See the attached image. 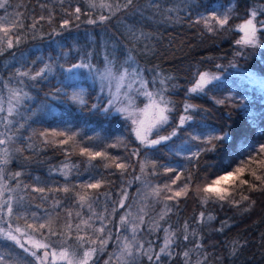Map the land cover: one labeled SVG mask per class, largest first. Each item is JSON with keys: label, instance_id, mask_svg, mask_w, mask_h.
<instances>
[{"label": "trees", "instance_id": "obj_1", "mask_svg": "<svg viewBox=\"0 0 264 264\" xmlns=\"http://www.w3.org/2000/svg\"><path fill=\"white\" fill-rule=\"evenodd\" d=\"M95 3L96 7L91 6V0H8L0 9V18L19 12L7 36L13 47H0V101L7 103L10 89L27 93L17 108L18 114L10 117L11 128L0 125V132L13 137L7 145H0L9 150V162L0 165L4 170L0 184L6 186L0 200L11 197L15 205L12 216L6 212L0 216V224L17 223L27 228L34 220L33 213L37 218L48 213L60 223L65 212L78 205V194L90 190V203L96 210L108 208L109 212L114 207L109 225L111 239L106 251L97 255L106 259L119 240L120 211L134 201L135 191L148 173L141 172L140 161L149 153L156 158L154 164L172 163L168 168L172 171L158 172V178L172 190L166 194L174 195L187 185L185 194L174 196L171 211L163 219L160 210L168 195L162 192L157 202L145 205L142 233H138L144 243L151 242L156 251L165 229L178 237L172 246L173 256L164 259V264H185V251L191 258L189 264H264V163H260L264 154L257 153L259 145L264 144V47L237 43V24L252 9L264 8V0H133L128 7H124L126 0H103L111 9L100 7L101 0ZM224 8H229L227 24L214 25L209 31L203 14ZM101 16L106 19L101 20ZM256 19L264 21V13ZM64 21H68L67 25ZM257 37L264 44V30L258 31ZM77 62L90 65L95 75L107 69L119 74L125 68L139 69L148 87L157 93L163 91L170 101L168 122L150 136H169L174 130L176 135L156 146L141 144L131 119L114 111L107 104L109 94L90 80H83L84 103L72 101L68 95L74 81L65 79L63 66ZM45 64L51 65L52 71L36 80L16 74L20 69L34 75ZM201 72L219 76V80L206 85L203 91L192 92ZM189 104L194 107L186 112ZM181 116L192 119L181 125ZM66 130H80L72 132L76 138L73 145L50 136L53 131ZM200 132L202 136H194ZM96 133L103 134L108 146L122 135L118 149L109 146L107 158L94 159L98 170L87 163L88 156L80 151L91 146L90 135ZM223 133H228L230 140L213 141L215 149L206 150L211 148L205 142L207 137ZM184 139L197 144L198 156L192 154L185 159L174 151ZM183 159L185 165L178 169L176 163ZM117 163L126 168H117ZM240 166L245 167L242 175L216 186L226 189L225 200L202 191L206 184ZM253 171L262 179L251 175ZM16 172L21 175L14 177ZM91 175H96L99 188L86 187ZM39 178L59 180L71 187L68 192L60 186L40 192L32 188ZM241 180L248 183L241 184ZM205 196L210 197L207 203L203 202ZM154 221L158 228H153ZM74 233L58 239L64 241ZM185 234L187 240L183 239ZM9 243L17 246L13 241ZM84 243L79 240L77 246L84 249ZM198 244L201 247L197 248ZM145 258L140 264H150ZM106 264L118 263L107 260Z\"/></svg>", "mask_w": 264, "mask_h": 264}, {"label": "snow or ice", "instance_id": "obj_2", "mask_svg": "<svg viewBox=\"0 0 264 264\" xmlns=\"http://www.w3.org/2000/svg\"><path fill=\"white\" fill-rule=\"evenodd\" d=\"M133 0H126V3L124 7H128L131 5ZM8 4V0H0V9H4L6 5ZM91 6L96 7L95 0H91ZM100 7H108L111 9V5L103 3V0H101V4L99 5ZM77 13L80 12V9L77 8L75 10ZM264 13V8H254L250 11L249 18L244 22V24L240 25V30L244 33V36L242 40L237 41V43L246 45V46H251V47H264V44H261L260 41L258 40L257 33L258 31L264 30V21H258L256 18L259 14ZM78 18V17H77ZM228 13H224L222 16H218L215 13L210 18H202L204 19V22L207 24L208 20L211 19L214 21L216 24L220 26H224L228 22ZM101 20L106 19V17L101 16ZM95 21L90 20L89 23H94ZM68 21H64V25H67ZM3 20L0 19V32L4 33V36H8V33L10 31V27H5L2 26ZM209 31H212V28H209ZM2 39V38H0ZM19 42V38H17V43ZM7 47L11 48L13 47V41L11 38L7 40ZM239 55V53H238ZM132 57L129 56V60H131ZM90 67L88 64L80 63V64H74L71 67H69L66 71L71 73L73 69H78V68H86ZM52 67L49 64H45L43 68H41L39 71H37L34 75L31 74L30 70H20L17 69L16 74L17 76H23V77H29L32 80H36L37 78L43 77L46 72H51ZM107 76L115 79L117 81V91L119 92L120 87L123 85L125 79L129 76L135 79L140 80V85L141 89L143 90V95H145L148 98V104L145 105V108L141 110L140 115L143 118H140L139 116L136 119L132 120V123L134 125H137V127L134 128L136 138L141 142V144L145 146H156L161 144L164 141H167L171 139V136L176 135L175 130L171 133L169 136H159L158 138H153L149 139V135L152 132L153 129H157L160 126L166 124L168 122V115L167 113L171 111V109L168 107L170 101H168L164 95L163 91L158 92V93H153L151 91L147 90V81H145L141 76H140V70L133 68L131 71H129L128 68H125L123 72L119 76H115L111 69L107 70ZM214 80H219V76H216L214 74H209V73H200L199 74V79L197 80L195 86L191 89L192 92H198V91H203L205 86L212 83ZM161 83H164V80H161ZM129 88H131V84H129ZM10 95L7 101V108L5 109L3 103H0V113H5L6 115H0V125H2L5 129L11 128L13 124V120L10 119L15 114H18L17 108L20 104H22L23 99L27 97V93L21 94L19 90L15 89H10ZM59 91V90H57ZM72 99L74 101H77L79 103H84L83 98L80 94L74 93ZM218 103L223 104L224 100H219L217 101ZM111 103V101L109 102ZM95 107V105H93ZM194 107L193 105H186L185 111L189 108ZM104 111H107V109H104ZM118 111H127V109H118ZM191 116H181L180 117V124L183 125L187 120H191ZM22 126V125H21ZM53 136H64L65 133L63 132H53ZM12 136L6 135L5 132H0V145H7V143L12 140ZM74 139L73 136H68L66 140L62 141V143H67L69 140ZM230 140V136L228 133H223L220 135H209L207 137V140L205 141L206 143L211 145V148L206 149V150H214L216 145L213 144V141H228ZM251 147V146H249ZM82 154H85L89 156L92 159H95L98 156H103L105 155L102 152H92L89 151L87 148H81L80 149ZM258 154H264V144L259 145ZM137 153L134 152L133 155H136ZM193 155H199V153H194ZM253 160L252 157L249 158V162ZM9 162V150L5 146L3 148H0V165H6ZM260 163H264V161H260ZM117 168L124 169L126 168V165L123 163H117L116 164ZM153 168H155V164L152 165ZM145 164H141V172H144ZM165 171H172V169H165ZM245 171L244 166L237 167L234 172H227L225 175H221L211 181L210 184H206L202 191L204 193H211L213 194L218 200L223 201L226 199V189L221 190L218 189L216 186H219L221 182L227 180L230 177H239L242 175ZM3 168H0V180L3 179ZM21 174L19 172H16L14 174V177H19ZM257 180H261V176L256 175V173L253 171L251 173ZM179 179V177H177ZM172 183H175V180L172 181ZM241 184H247L248 181L241 180ZM83 187V186H82ZM89 189H95L100 187V183H89L86 186ZM187 185L184 186V188H181L179 191H176L174 193L175 197H179L183 194H185ZM250 188L253 190L256 189L255 185H250ZM6 189V186L3 184H0V198L3 197L4 191ZM40 192H43L44 189L40 188L37 189ZM64 192H68L69 188L64 187L62 189ZM172 191L171 188L168 185H165L163 188L160 186H156L152 189V195L156 197H160L163 191ZM126 196V194H125ZM173 196H167L166 199L171 200L173 199ZM210 197L205 196L203 202L207 203L208 199ZM78 199L79 202L81 203V206L83 207L84 204L87 203V206L90 211H92V216H89L88 219H81L80 224H77L75 227L77 229V239L81 240L82 242H90V243H96L95 240H89V241H84V237L79 235V232L82 231L81 225L84 226V228H92L94 232L97 233H104L105 232V225L102 223L99 228H93V224L91 221L93 220V217L96 219H99L101 221L104 220V216L102 214H97L94 212L92 209L91 203H88V194H78ZM243 199L247 200L248 197L244 196ZM59 202H57L58 205ZM121 207H123V200L120 201ZM165 213H162L160 216V219L164 218V215L166 214L167 211H171V208H169L167 205L165 206ZM7 213L8 216H12L14 214V208L13 204L11 203V197H9L7 200H0V216H2L4 213ZM69 216L72 215L71 212L68 213ZM80 214L77 213V216ZM201 217H203V213L200 214ZM33 218L36 219V214H32ZM130 216L129 214H126L125 216H121L120 218V225L121 227L125 229H129L132 233L131 238L125 236L123 237V242L120 247V252L119 255L116 256V260L118 261V264H136V260L139 256H146L147 259L149 260L150 264H164L162 257H168L171 258L173 256V248L172 246L176 243V240L178 237L176 236L175 232H172L168 229H165V237L163 241V245L159 248V251H154L153 248L151 247V242H149V247L145 248V245L143 242L137 239V232L140 230V225L144 223V218L143 216L137 217L135 220H130L128 217ZM25 219H27L25 217ZM72 225L69 224L68 228L71 229ZM159 224L158 222H153V228H158ZM28 229H32L33 231H39L41 229H48V232L50 235H56L57 233L52 229L50 224L48 223H39L38 227L34 223H29L27 224ZM188 225H184V230L187 232ZM15 233H20L21 236L27 235V233L22 232L20 227H17L14 229ZM0 236H2L6 240L13 241L17 246L22 248L25 253H29L33 257H35L40 264H45V261L49 256L52 257L53 260L59 258L60 260H63L66 262V264H88V260L90 256L92 255L93 252L96 251L95 248H92L90 250L84 251L82 257H77L74 253H71L68 249H62L58 253L56 251L49 252L47 249L50 247L49 244H42L38 242H33L32 246L33 248L36 249H45L43 257L37 256V253L35 251H32L28 247H25V243L21 241L20 238H18L17 235L13 234V230H9L7 232H4L3 229H0ZM111 239V232L107 234L106 237L100 239V244H101V250L103 249V246L107 244L108 240ZM119 239V237H118ZM184 240L188 239V235L185 234L183 236ZM197 248L201 247V245H196ZM183 256L185 258V264H189L190 261V255L189 252L185 251L183 253ZM111 260V257H110ZM0 264H8V262L5 260V257L3 255H0ZM197 264H203L202 261H197Z\"/></svg>", "mask_w": 264, "mask_h": 264}, {"label": "rangeland", "instance_id": "obj_3", "mask_svg": "<svg viewBox=\"0 0 264 264\" xmlns=\"http://www.w3.org/2000/svg\"><path fill=\"white\" fill-rule=\"evenodd\" d=\"M228 10H229V8H224L223 10H217L215 12H208V13L203 14V18H210L213 15V13H215L218 16H222L224 13H226V12L228 13ZM9 13L5 14L3 17L0 18L3 20L2 26L11 27V24L15 21L16 17H17V19L19 17V12H17V11L9 12ZM248 18H249V16L237 24V28L239 30H240V25L244 24V22ZM204 24L209 26V27H213L214 25H218L214 21H212L211 19L208 20L207 24L205 22H204ZM9 35L10 34L8 33V37H9ZM243 36H244V33L240 30V36H239L238 40L239 41L242 40ZM0 38H2V39H0V47L3 44L4 45L7 44V36L5 37L4 33L0 32ZM66 53H67V51L65 50V54ZM74 64H80V62H77ZM74 64H71L68 66H63L65 69V72H66L65 79L69 80V81H74L73 82L74 85L71 86L70 92L68 95L72 101H74L72 99L74 93L80 94L83 98V101H85L86 82H84L83 80H90L91 82L98 84V88L102 92L109 94V99H108L109 101L107 102V104H109V106H112L114 111L117 112L118 109H122V108L127 109V111H120V112L123 113L124 115L128 116L131 119V121L133 119H136L138 116L140 118H143L140 115V112L142 109L145 108V105L148 104V98L145 95H143V90L141 89L139 79L133 80V78L131 76L127 77L125 79L123 85L120 87L119 92H118L117 91V81L115 79L107 76V70L108 69L103 71V73H97L100 75H97V74L95 75L94 73H91L89 67L73 69V71L71 73L66 71L69 67H71ZM112 73L115 76H119L121 74V73L119 74L118 72H112ZM201 73H204V72H201ZM140 76L145 81H147L146 77L141 72H140ZM198 79H199V76L196 78L195 83L192 85V87L195 86ZM129 84H131V88H129ZM147 90L151 91L153 93H157L156 90H155V92L153 90H151L148 87V84H147ZM110 101H111V103H109ZM74 102H77V101H74ZM0 103H2V102L0 101ZM3 105L6 109L7 103H5ZM135 127H137V125L133 124V130ZM78 131H80V130H75L72 132L77 133ZM53 132H57V131H53ZM72 132L66 130V132H63V133H65L64 136H58V135L53 136L52 133L50 134V136L54 137V138L59 137L63 141L66 140L68 136H73L74 139H76L74 136V133H72ZM96 134L97 135H95V134L90 135L92 144H91V146H89L87 148L89 151L102 152L105 155L100 156V157L107 158L108 152L110 151V150H108L109 146L116 148V149L119 148L118 146L121 144L120 140L122 138L121 134H119V137L117 139L112 140L111 144L109 146H108V140L105 138L102 139L103 134H101V133H96ZM98 135L100 136V139H102V140L98 139ZM202 135L203 134L201 132L194 134L195 137H199ZM153 138H158V137H151L149 135V139H153ZM74 139L69 140L66 144L69 146L73 145L75 143ZM196 145H197L196 143H192L189 140L184 139L183 141H180L179 143L176 144L174 151L177 154H179L180 156L184 157L185 159H188L189 157L192 156V154H194L196 152ZM115 155L117 156L118 154L115 153ZM185 159H183L182 161H178L176 163L178 166V169L179 168L181 169L185 165V162H186ZM155 160H156V158H153V156L149 153H146L141 158L140 166L142 163H144L145 164L144 170L148 173H146L145 179L142 180L141 184L138 186L137 190L135 191L134 201L131 204H129L122 212L120 211V217L118 219V225H119L120 230L117 232L119 234V240L117 241V243L114 247V251L112 250V253H109V255L106 257V259L97 258V255L101 251H106L105 248L108 246V242H107V244L104 245L103 249L101 250L100 239L106 237L107 234L109 232H111V228L109 225L111 223L110 219L112 218V215H113L112 209L114 210V207H111V210L109 212H108V208H106V209L102 208V209L96 210V208L92 207V209L94 210L95 213L102 214L104 216L103 221L93 217V220L91 221V223L93 224V228H99L101 226V224L103 223L105 225V232L104 233H97V232H94L92 228H84V226L81 225L82 231L79 232V235L83 236L85 241H89V240H95L96 241V243H94V244L90 243V242H85L84 243V249H80L77 246V242L79 240L77 239V229L75 226L77 224H80L81 219H88L89 216H92V211L89 210L87 203L84 204V206L82 207L78 198H77L78 199V205H76V208L73 209V211L69 210V211L65 212V215H64L65 218L62 219V221L60 223H57L56 219L54 217H51V215H48V213L45 214V216H40L38 218L36 217V219H34L35 221L31 219L30 223L36 224L37 227H38L39 223L50 224V226L52 227L53 230L59 231L57 233V234H59V236L50 235L47 228L41 229L39 231H33L32 229H28L25 227L23 228L17 223L5 224V225L0 224V229H3L4 232H7L9 230H13V234L17 235L18 238H20L21 241L23 243H25V247H28L32 251H35L37 253V256H40V257H42L41 253L45 249L33 248V246H32L33 242H38V243H42V244H49L50 247L47 249L49 252L56 251L58 253L62 249H68L71 253H74L77 257H82L84 251L95 248L96 251L93 252L92 255L90 256V258L88 260V264H94L95 261H98V264H106L107 260L110 261L111 263H114L117 261L116 256L119 255L120 247H121V244L123 242V237L127 236V237L131 238V236H132L130 228L125 229V228L121 227V225H120L121 216H125L126 214L130 213V216L128 217L130 220H135L139 216L144 217L145 205L157 202L160 199V197H156V196L152 195V189L156 186H160L161 188H163L166 185L165 181L158 178V176H159L158 172L160 170L168 169L169 166L172 165V163H170V164L161 163L159 165L155 164V168H153L152 165L154 164ZM87 163L91 164V167H94L96 170H98L95 160L90 158L89 156L87 158ZM97 180L98 179H97L96 175H91V177L88 179L87 184L97 183ZM171 182H172V180H171ZM68 185L66 183L59 181V180L48 179V178H46V179L39 178L34 183L32 188H35V189H40V188L52 189V188L59 187V186L62 189L64 187L70 188L71 185H69V186ZM168 186H169V184H168ZM165 191H167V190H165ZM165 191H163L162 195H168L169 194V193L166 194ZM84 193L88 194V197H89L88 203H90L89 193H91V191L90 190H88L86 192L81 191V194H84ZM125 194H126V196L124 195V197L121 199L123 201L127 197V193H125ZM168 196L174 197V195H172L171 193ZM173 203H174V198L171 200H168V199L163 200L162 201V209L160 210V215L162 213H165V211H166L165 206L166 205L169 208H171ZM14 206H13V208H14ZM69 212L72 213L71 216L68 215ZM77 213H79L80 215L77 216ZM69 224L72 225L71 229L68 228ZM17 227H20L22 232L27 233V235L21 236L20 233H15L14 229ZM142 228H143V224L140 225V230L137 232L136 235H137V239L144 243L143 238L140 236V234H138L139 232L142 233ZM70 232H75V233L69 239L65 238L64 241L58 239L61 237H67V235ZM163 241H164V236L162 237V242L156 251H159V248L163 245ZM144 245H145V248L149 247V243H144ZM152 246H153V244L151 243V247ZM20 250H22L23 252ZM0 255H3L5 257V260L8 262V264H40V262L35 257L30 255L29 253H25L24 250L22 248H20L19 246L14 247L13 245H11L9 243V240L4 239L2 236H0ZM110 257H111V260H110ZM142 257L143 256H139L137 258L136 264H140ZM144 257H146V256H144ZM95 259H97V260H95ZM162 259L166 260V259H168V257H162ZM117 263H118V261H117ZM45 264H66V262L63 260H60L59 258L53 260L52 257L49 256L47 258V260L45 261Z\"/></svg>", "mask_w": 264, "mask_h": 264}, {"label": "water", "instance_id": "obj_4", "mask_svg": "<svg viewBox=\"0 0 264 264\" xmlns=\"http://www.w3.org/2000/svg\"><path fill=\"white\" fill-rule=\"evenodd\" d=\"M44 251H45V250H43L42 253H41L42 257H43ZM47 251H48V250H47Z\"/></svg>", "mask_w": 264, "mask_h": 264}]
</instances>
